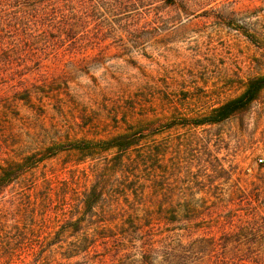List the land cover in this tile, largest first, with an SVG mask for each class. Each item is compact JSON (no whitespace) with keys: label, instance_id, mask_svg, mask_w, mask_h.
Wrapping results in <instances>:
<instances>
[{"label":"trees","instance_id":"16d2710c","mask_svg":"<svg viewBox=\"0 0 264 264\" xmlns=\"http://www.w3.org/2000/svg\"><path fill=\"white\" fill-rule=\"evenodd\" d=\"M95 1L0 0V264H264V216L236 214L256 209L251 193L237 184L248 172L240 177L237 166L218 170L209 162L216 176L207 184L197 181L221 195L215 183L239 176L233 184L240 199L234 209L217 197L179 204L167 200L159 175L163 150L142 146L159 134L150 124L108 141L78 140L42 154L14 155L4 108L20 101L30 105L33 94L52 89L54 75L41 56H104L109 46H100V33L88 30L96 8L130 21L133 36L143 9L155 0H97V6ZM105 30L99 29L106 35ZM263 90L264 76L194 125H223L248 112ZM95 151L112 156L91 166L95 180L84 190L89 174L76 165L94 159ZM63 153L77 156L76 168L43 164Z\"/></svg>","mask_w":264,"mask_h":264},{"label":"rangeland","instance_id":"374dc122","mask_svg":"<svg viewBox=\"0 0 264 264\" xmlns=\"http://www.w3.org/2000/svg\"><path fill=\"white\" fill-rule=\"evenodd\" d=\"M143 10L144 19L131 36L135 25L96 8L88 30L100 33V46H109L104 56H41L54 75L52 89L33 94L30 105L20 101L4 108L14 155L42 154L78 140L108 141L150 124L159 134L142 146L163 150L159 175L167 200L179 204L217 197L232 207L240 201L233 186L239 176L215 183L221 195L197 181L207 184L216 176L209 162L218 170L237 166L240 177L249 174L237 184L251 193L256 209L236 214L259 220L264 216V90L248 112L221 126L194 123L264 76V0H155ZM101 24L106 35L99 31ZM78 59H84L80 66L74 64ZM95 152L94 159L76 165L89 174L84 190L95 180L91 166L112 156ZM76 160L63 153L43 164L76 168Z\"/></svg>","mask_w":264,"mask_h":264}]
</instances>
